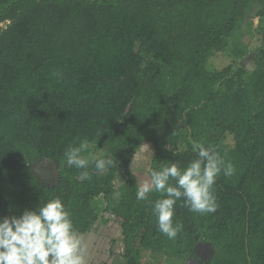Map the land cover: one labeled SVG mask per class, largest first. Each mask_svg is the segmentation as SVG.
I'll return each mask as SVG.
<instances>
[{"label":"trees","instance_id":"1","mask_svg":"<svg viewBox=\"0 0 264 264\" xmlns=\"http://www.w3.org/2000/svg\"><path fill=\"white\" fill-rule=\"evenodd\" d=\"M252 13L247 49L238 31ZM221 52L233 63L209 69ZM84 141L82 155L112 161L88 179L63 170ZM193 141L235 171L217 176L214 213L177 201L182 227L169 240L152 212L163 197L138 201L131 165L146 149L149 180L171 162L183 169L197 158ZM37 161L55 167V184L36 178ZM56 197L78 237L110 217L118 225L120 238L84 264H142L145 252L195 263L198 243L211 251L202 264H264V0H0V217Z\"/></svg>","mask_w":264,"mask_h":264},{"label":"clouds","instance_id":"2","mask_svg":"<svg viewBox=\"0 0 264 264\" xmlns=\"http://www.w3.org/2000/svg\"><path fill=\"white\" fill-rule=\"evenodd\" d=\"M88 143L69 148L64 156L68 166L82 169L81 179H88L86 169L94 164L99 172L107 171L112 161L94 154L82 155ZM197 158L181 169L176 162L150 171V181L141 183L136 191L138 201L147 200L149 193L161 194L152 206L158 231L169 240H175L181 230L173 225L174 206H182L198 214L217 210L212 188L217 176L233 175L232 163L225 162L218 152L193 141ZM173 180L175 183H170ZM78 232L73 226L71 213L61 198H53L38 209H25L19 216L0 217V264H84Z\"/></svg>","mask_w":264,"mask_h":264},{"label":"rangeland","instance_id":"3","mask_svg":"<svg viewBox=\"0 0 264 264\" xmlns=\"http://www.w3.org/2000/svg\"><path fill=\"white\" fill-rule=\"evenodd\" d=\"M251 22L252 24L254 23V25L257 24L258 22L257 18H254L253 13L246 18V20L242 23L240 30L238 31V36L241 39L242 46L247 49L248 48L250 49L254 41L253 31H249L247 28V24L248 23L250 24ZM247 57L240 62L241 64H244V66L247 67L248 69H251L252 67L251 60H248ZM233 61H234L233 57L228 52L214 53L209 58L207 65L209 69L221 70L224 67L228 66L229 64L233 63ZM95 156L97 158L110 159L109 156L107 157L100 154H97ZM147 157H148V150L142 149L139 152V155L133 159L131 165V171L138 179V183L140 185L145 181H150L148 177ZM32 169L34 175L39 181H41V183L48 186L56 183L57 175L55 173V167L51 163L47 161H37L36 163L33 164ZM63 170L71 175L81 174L82 171H85L72 166H68L67 164L63 166ZM93 170H96L94 164H90L89 167L86 169V171H93ZM94 207L95 209H97L98 213L100 214L102 213V201L97 200L96 202H94ZM108 224L109 225L103 226L100 224L99 221L96 224L97 227L96 229L97 230L100 229L104 235V238H102L101 240L100 239L95 240V238L91 236H89L88 238L78 237V239L80 240V248H82L83 251L88 254V255L84 254L85 261L90 263L92 261H95L96 259L98 260V257L103 253V245H104L103 241L108 240V238L113 240H117L120 238V231L118 225L114 223L112 217H110ZM196 249L201 260L199 262H195L194 264H202L203 260L205 261L210 257L211 255L210 248H208V246L206 245L198 243ZM119 260L121 259H119L116 255H113L109 263L119 264L120 263ZM142 264H184V263L183 262L181 263L180 261H175L164 254L154 255L149 252H145L142 257Z\"/></svg>","mask_w":264,"mask_h":264},{"label":"crops","instance_id":"4","mask_svg":"<svg viewBox=\"0 0 264 264\" xmlns=\"http://www.w3.org/2000/svg\"><path fill=\"white\" fill-rule=\"evenodd\" d=\"M100 201H102V199L100 200ZM104 207H105V204H104V202L102 201V209H104ZM101 225H103L102 223H100ZM103 226H106V225H103ZM97 227H96V225L93 227V229H94V231H93V234H91L90 236L91 237H94L95 238V240L96 239H102V238H104V235H103V233H102V231L100 230H97L96 229ZM86 238H88V237H86ZM111 239L110 238H108V240H105V241H103V242H109Z\"/></svg>","mask_w":264,"mask_h":264},{"label":"water","instance_id":"5","mask_svg":"<svg viewBox=\"0 0 264 264\" xmlns=\"http://www.w3.org/2000/svg\"><path fill=\"white\" fill-rule=\"evenodd\" d=\"M248 60H251L250 57H248ZM55 173L57 174V170L55 169ZM184 264H194V261L190 258L186 259Z\"/></svg>","mask_w":264,"mask_h":264}]
</instances>
